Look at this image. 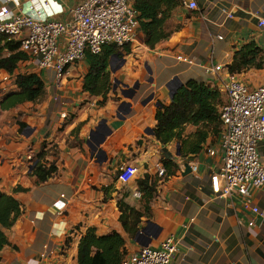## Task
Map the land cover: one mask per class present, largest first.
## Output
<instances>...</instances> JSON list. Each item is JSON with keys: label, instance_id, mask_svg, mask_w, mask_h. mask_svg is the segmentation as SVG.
<instances>
[{"label": "crops", "instance_id": "0c3cea01", "mask_svg": "<svg viewBox=\"0 0 264 264\" xmlns=\"http://www.w3.org/2000/svg\"><path fill=\"white\" fill-rule=\"evenodd\" d=\"M26 1L11 8L18 12ZM46 1L48 19L68 22L70 10L83 0ZM190 1L196 8L187 7ZM4 5L0 0V10ZM260 18L264 0H180L165 22L166 38L150 47L138 26L126 51L116 47L106 68L105 95L83 88L88 52L66 67L60 82L52 70H39L28 59L13 74L0 70V104L18 91L20 74L37 73L45 85L41 100L0 105V194L20 203L12 226L2 228L7 243L0 264H77L78 243L89 228L98 236L120 233L126 253L171 237L177 246L171 264H264V185L251 190L248 207L236 192L220 196L211 188L210 176L222 164L221 123L217 131L213 124H186L181 139L166 145L154 136L157 108L169 105L171 92L188 80L217 88L221 104L226 96L220 83L229 74L249 87L263 82ZM247 45L254 49L245 57L246 67L231 73L234 55ZM217 64L223 69L212 71ZM200 133L205 140L192 152L189 144ZM42 152L43 163L57 169L39 182L31 168ZM257 152L264 165V140ZM122 162L138 169L125 184L117 179ZM145 174L155 181L156 194L130 236L118 200L142 208L141 193H134L140 192L136 180Z\"/></svg>", "mask_w": 264, "mask_h": 264}, {"label": "built area", "instance_id": "2783aa9c", "mask_svg": "<svg viewBox=\"0 0 264 264\" xmlns=\"http://www.w3.org/2000/svg\"><path fill=\"white\" fill-rule=\"evenodd\" d=\"M4 3L0 10V33L18 41L27 59L39 70H52L58 82L66 67L81 60L86 52L96 54L106 45L121 48L131 44L139 26L133 0H83L70 10L68 22L47 18L46 0H27L18 12L11 8L18 4L17 0ZM187 7L194 9L196 3L190 1ZM258 25L264 29V18L259 19ZM176 58L190 61L182 55ZM210 69L219 72L223 65ZM220 89L226 96L219 108L222 164L210 176L211 188L220 196L236 192L248 207L251 190L264 185V165L257 152L258 143L264 140V80L249 87L235 74H229L220 83ZM157 168L158 174L164 176V167ZM137 170L132 164L120 163L118 181L129 182ZM134 195L139 197L140 192ZM251 210L260 213L256 206H251ZM176 249L174 239L168 237L156 247L141 246L135 252H125L120 264H171Z\"/></svg>", "mask_w": 264, "mask_h": 264}, {"label": "trees", "instance_id": "16d2710c", "mask_svg": "<svg viewBox=\"0 0 264 264\" xmlns=\"http://www.w3.org/2000/svg\"><path fill=\"white\" fill-rule=\"evenodd\" d=\"M179 2L180 0H133L138 12L139 30L144 34L146 45L152 47L169 35L165 30V22L171 10ZM253 49L252 45H247L236 52L232 63L228 66L229 71L235 73L246 67L248 61L245 57L253 52ZM115 50V46L107 45L99 53H87L89 71L84 79V90L92 95H105L110 86L106 68L109 57ZM26 59V53L19 49V42L0 33V70L13 74L18 63ZM44 92V81L39 74H20L18 91L7 95L0 105L2 108H9L23 101L35 102L43 98ZM221 103V92L217 88L210 87L203 81L193 79L186 81L175 90L169 105L157 108L155 138L163 145L172 140H179L181 129L186 124H213V129L217 131L221 123L218 111V105ZM205 137L204 133L198 134L196 140L189 144V149L192 152L198 151ZM43 155L42 152L33 160L31 168L39 182L48 180L57 169L53 163L44 164ZM164 164L167 167V163ZM165 174H167L166 169ZM136 184L141 193L142 208L130 206L123 198L118 200V208L121 212L119 218L130 236H134L138 231L141 217L150 208L156 194L155 181L150 180L148 174L138 178ZM19 213L20 203L12 195L1 193L0 251L7 243L2 228L12 226ZM124 254L125 241L120 233L113 232L98 236L93 228H89L79 240L77 264H120Z\"/></svg>", "mask_w": 264, "mask_h": 264}, {"label": "rangeland", "instance_id": "374dc122", "mask_svg": "<svg viewBox=\"0 0 264 264\" xmlns=\"http://www.w3.org/2000/svg\"><path fill=\"white\" fill-rule=\"evenodd\" d=\"M127 48H129V45H126L125 47H123V48H122V51H126ZM113 60H114V61H113L114 65H116V63H117L116 58H114Z\"/></svg>", "mask_w": 264, "mask_h": 264}, {"label": "water", "instance_id": "95a60500", "mask_svg": "<svg viewBox=\"0 0 264 264\" xmlns=\"http://www.w3.org/2000/svg\"><path fill=\"white\" fill-rule=\"evenodd\" d=\"M175 91V90H174ZM174 91L173 92H171V97L173 96V93H174Z\"/></svg>", "mask_w": 264, "mask_h": 264}]
</instances>
